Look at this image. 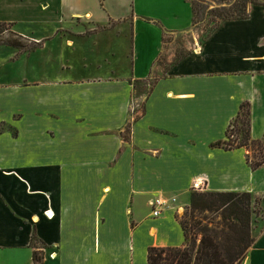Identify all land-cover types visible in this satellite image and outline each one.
<instances>
[{
	"label": "crops",
	"instance_id": "0c3cea01",
	"mask_svg": "<svg viewBox=\"0 0 264 264\" xmlns=\"http://www.w3.org/2000/svg\"><path fill=\"white\" fill-rule=\"evenodd\" d=\"M193 19L190 0H0L4 39L38 46L0 50L51 63L16 82L0 51V264H148L150 248L185 246L178 217L195 184L264 198V165L212 146L244 103L264 139V7L180 57ZM86 43L106 74L71 70ZM252 235L243 264H264V227Z\"/></svg>",
	"mask_w": 264,
	"mask_h": 264
},
{
	"label": "trees",
	"instance_id": "16d2710c",
	"mask_svg": "<svg viewBox=\"0 0 264 264\" xmlns=\"http://www.w3.org/2000/svg\"><path fill=\"white\" fill-rule=\"evenodd\" d=\"M190 2L194 26L201 24L205 16L216 19L207 37L224 22L249 19L251 7H264V0H238L235 4H228L229 9L224 6L226 3L211 9L212 5L206 0ZM11 27L10 24L0 23V45L24 48L20 42L4 39ZM251 130V107L249 103H244L238 117L229 127L226 138L212 146L226 151L246 148L249 151L248 163L253 169H258L264 165V139L254 141ZM256 200L259 199L251 193L193 192L188 209L191 228L188 229L186 223L178 217L186 237L185 246L150 248L148 264H243L255 243L252 215ZM198 236H201L199 244ZM35 241L36 232L32 243ZM41 260L39 253L34 252V261L39 263Z\"/></svg>",
	"mask_w": 264,
	"mask_h": 264
},
{
	"label": "rangeland",
	"instance_id": "374dc122",
	"mask_svg": "<svg viewBox=\"0 0 264 264\" xmlns=\"http://www.w3.org/2000/svg\"><path fill=\"white\" fill-rule=\"evenodd\" d=\"M208 3H210V5H212L211 9H215V7L218 5H223V3H226L224 6L228 7V9L230 8L228 6V4H235L238 2V0H206ZM213 17H208L205 16L202 23L196 26V29L194 31V33H181L176 39H175V43L178 45V49H179V56L183 57L184 54L187 53V51L185 50L184 47H189V42L191 43H195L196 40H199V42L201 43L203 40H205L207 38L208 33L210 32L211 28L214 25ZM26 32L31 33L34 30H37L38 33L40 35H49L50 33L47 32L48 28H33V27H26L24 29ZM53 29H51L52 31ZM59 42H56V44H58ZM23 46H27L29 47V50H34L36 49L38 46L33 44V45H29L28 43H21ZM29 45V46H28ZM86 47H88V52L86 50V53L84 54V56L86 57V59L84 60V58L82 59V56H80L77 60L72 61V63L74 64L73 66H70L71 70L72 68L74 70H72L77 76H84V77H95V76H101L106 74L108 68L110 67L109 65V60L104 59V56L99 57L98 55H95L94 53L90 52V48H92V43H86ZM3 51L2 55L5 58L6 61V68H5V73H6V78L11 79L12 81H20L24 76L27 75V71L28 69L33 70L36 69L37 72H39L42 68H46V67H51V63H48V58H49V53L46 52H40L38 51L37 54L35 55H31L30 54H25L21 57H19L18 59H15V55L12 56V54L6 49L4 48V50H0ZM1 55V54H0ZM13 57L15 60H9L10 57ZM101 61L102 65H105L104 70H99L97 67V62ZM61 63V61H60ZM55 65V63H53V66ZM33 78V77H31ZM141 87H145V86H141L138 85V89H140ZM140 91V90H139ZM239 125L241 126V124L239 123ZM127 135V134H126ZM209 191H205L203 193H207ZM189 209V208H188ZM185 210L183 212L182 215H180V218L186 223L188 229L191 228L190 225V217H189V210ZM253 215H252V224L253 222L257 223L258 225H260V227H264V198H261L259 200H256L254 202V206H253ZM209 217L212 218V215H209ZM191 237V236H190ZM201 239V236H198V240L197 243L199 244Z\"/></svg>",
	"mask_w": 264,
	"mask_h": 264
},
{
	"label": "built area",
	"instance_id": "2783aa9c",
	"mask_svg": "<svg viewBox=\"0 0 264 264\" xmlns=\"http://www.w3.org/2000/svg\"><path fill=\"white\" fill-rule=\"evenodd\" d=\"M194 189L196 191H199V192H205L206 191V188L205 187H201V185H198V184H195L194 185ZM165 205L164 202L162 201H157L155 204H154V211H153V215L154 217H159L162 213V207ZM46 215L49 217V218H52L53 216L50 215L49 212L46 213Z\"/></svg>",
	"mask_w": 264,
	"mask_h": 264
}]
</instances>
